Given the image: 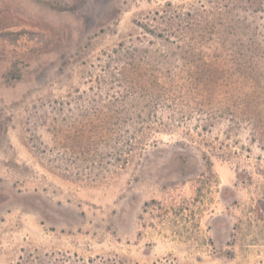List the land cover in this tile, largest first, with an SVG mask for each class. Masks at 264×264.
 Masks as SVG:
<instances>
[{
  "label": "rangeland",
  "instance_id": "obj_1",
  "mask_svg": "<svg viewBox=\"0 0 264 264\" xmlns=\"http://www.w3.org/2000/svg\"><path fill=\"white\" fill-rule=\"evenodd\" d=\"M0 264H264V0H0Z\"/></svg>",
  "mask_w": 264,
  "mask_h": 264
}]
</instances>
